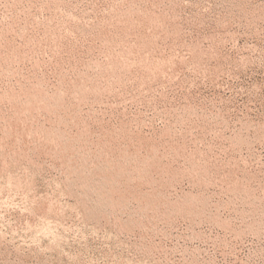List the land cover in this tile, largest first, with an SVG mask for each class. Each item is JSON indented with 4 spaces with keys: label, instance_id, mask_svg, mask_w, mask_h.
I'll list each match as a JSON object with an SVG mask.
<instances>
[{
    "label": "rangeland",
    "instance_id": "rangeland-1",
    "mask_svg": "<svg viewBox=\"0 0 264 264\" xmlns=\"http://www.w3.org/2000/svg\"><path fill=\"white\" fill-rule=\"evenodd\" d=\"M0 264H264V0H0Z\"/></svg>",
    "mask_w": 264,
    "mask_h": 264
}]
</instances>
